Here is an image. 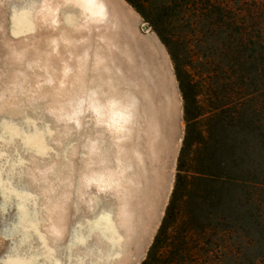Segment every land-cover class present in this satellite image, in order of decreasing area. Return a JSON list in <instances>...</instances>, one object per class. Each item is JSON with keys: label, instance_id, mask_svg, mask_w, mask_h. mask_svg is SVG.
<instances>
[{"label": "rangeland", "instance_id": "1", "mask_svg": "<svg viewBox=\"0 0 264 264\" xmlns=\"http://www.w3.org/2000/svg\"><path fill=\"white\" fill-rule=\"evenodd\" d=\"M55 1L58 4L51 1L55 9L51 4L50 11L39 8L31 23L27 17H17L13 0H0V261H146L171 200L187 132L176 66L196 85L203 108L198 130L211 135L215 159L228 164V174L223 175L240 179L241 184L188 180L151 264H264V30L258 31L264 29V0H245L250 30L241 31L242 36L236 31H181L178 27L185 22L180 24L181 18L168 11L172 0H130L140 10L128 0H109V20L99 22V27L97 22L87 23V31L84 25L61 23L64 6ZM238 41L245 46L241 54L245 66L235 75L230 54L223 58L215 52L225 46L236 49ZM83 83L87 86H80ZM111 88L124 95L113 94ZM92 94L97 99L103 94L102 104L108 102L94 104L104 114L101 119L90 109ZM218 99L237 120L228 117L220 125L207 121ZM109 107L122 109L117 111L126 115H121L122 124L109 118L113 117ZM101 182L105 192L117 197L122 212L117 254L111 253L114 248L103 237L106 216L98 205L105 200L93 194ZM109 251L115 257L108 256Z\"/></svg>", "mask_w": 264, "mask_h": 264}, {"label": "trees", "instance_id": "2", "mask_svg": "<svg viewBox=\"0 0 264 264\" xmlns=\"http://www.w3.org/2000/svg\"><path fill=\"white\" fill-rule=\"evenodd\" d=\"M128 1L130 2V0ZM130 3L135 6L136 9H139V7L133 2ZM254 5L257 6V3L255 2ZM168 11L173 12L174 16L177 18H181L179 19L180 24L183 21L185 22V24L178 27L181 31L189 29L190 31H230L232 33L236 31L237 33H241V31L250 30V28H247L244 15L246 11L245 0H172ZM186 18L188 19L187 21H185ZM189 18H192V21ZM252 28H254L253 31L258 28L255 22L254 27ZM262 30H264L263 27H259L258 31ZM213 35L217 36L215 33ZM242 35L243 33H241V36ZM233 36L234 35H231V37ZM231 42L232 41H229V44ZM224 44L225 43H223V46ZM236 45V49L235 47L225 48V46L224 49L223 47H219L218 52L216 51L218 48H215V53L218 57L223 56V58H228V54H230V67L235 75H238L242 73L243 67L245 66V64L242 63L243 60L241 55L242 52L245 51V46L243 41H238ZM262 56L264 59V53ZM177 71L182 84L185 102V116L186 121L188 122L186 129L187 132L184 137L183 146L178 159L176 183L170 203L166 210V215L155 237L154 243L148 252V257L142 264H151V262L155 260L154 258L158 253L159 244H163L164 238L167 236V224L169 218L173 215L177 197L182 190L186 188V182H188V180L190 182L200 181L215 184H241L240 179L238 180L232 176L223 175L224 172L228 174V164L221 162L220 159H215V154L213 155L214 146H211L213 143L211 135L205 136L203 132L198 130L199 124L197 122L199 118L202 117L200 114L203 108L197 101L198 95L196 85H192L190 83V76L183 68L178 67ZM220 104L221 103L218 99V103L216 105L217 108H215L214 113L207 120L209 123L214 122L216 125H220V123L225 122L228 117H232V111L226 110L224 106L222 107ZM241 114L242 113L240 112L239 115ZM232 118L237 120L234 117ZM239 119H241V116H239L238 120ZM219 145V143L216 144V146ZM217 151L221 154V148H218ZM212 164L215 166L214 168ZM210 168L212 170L217 169V175H209L208 172L210 171L208 170H210ZM189 174L192 176L188 177Z\"/></svg>", "mask_w": 264, "mask_h": 264}, {"label": "bare ground", "instance_id": "3", "mask_svg": "<svg viewBox=\"0 0 264 264\" xmlns=\"http://www.w3.org/2000/svg\"><path fill=\"white\" fill-rule=\"evenodd\" d=\"M51 1H53V0H13V4L16 6V9H17V11H18V16L17 17H19V18H25V17H27L28 19H29V22H31L32 23V21L34 20L33 19V16H34V14H35V12L39 9V8H42L43 9V11L44 12H47V11H50V6H49V4H51V5H53V2H51ZM51 2V3H50ZM54 2L56 3V1L54 0ZM60 2H62V4H63V11L61 12L60 10L62 9H60L59 11L62 13V15H63V19H61L62 17H61V15H59L60 16V19L59 20H63L61 23H63L64 22V20H65V23L67 24V26L69 27L70 25L71 26H75L76 28H80V27H82L83 25H84V27H85V24H87V23H90V22H97L96 24H98L99 22H102V21H104V20H106L107 19V21L109 20V18H107V17H109V15L110 14H108V8H107V6H108V2H109V0H60ZM12 4V5H13ZM56 4H58V1H57V3ZM56 4H54L55 5V7H57L56 6ZM54 5H53V7H54ZM59 6V5H58ZM14 7V6H13ZM53 7H51V8H53ZM55 7H54V9H55ZM61 7V6H60ZM109 7V6H108ZM15 9V8H14ZM111 9V8H110ZM13 10V9H12ZM59 12V13H60ZM51 13H53V12H51ZM60 13V14H61ZM44 14V13H43ZM46 14V13H45ZM57 15V14H56ZM58 16V17H59ZM111 16V15H110ZM114 17V16H113ZM52 19H53V17H51ZM16 19H18V18H16ZM22 19V20H23ZM55 20V19H54ZM53 20V21H54ZM14 21V20H13ZM20 21H21V19H20ZM113 21V20H112ZM22 22V21H21ZM26 22H27V20H26ZM29 22H27V24H30ZM105 22V21H104ZM120 22V21H119ZM18 24V23H17ZM59 24H60V22H59ZM58 24V25H59ZM66 24H65V26H66ZM92 24V23H91ZM91 24H88L89 26L91 25ZM96 24H94V25H96ZM102 24V23H101ZM101 24H98V27H99V25L101 26ZM107 24V23H106ZM58 25H55V26H58ZM87 25V26H88ZM109 25V24H108ZM113 25V24H112ZM117 25V24H116ZM73 26V27H74ZM104 26V25H103ZM61 27V26H60ZM72 27V28H73ZM91 27V26H90ZM94 27V26H93ZM59 28V27H58ZM64 28V27H63ZM66 28V27H65ZM76 28L74 29L75 30V32H78V31H76ZM92 28V27H91ZM102 28V27H101ZM106 28H107V26H106ZM55 29V28H54ZM60 29V28H59ZM72 29V30H73ZM88 29V28H87ZM86 29V27H85V30H87ZM93 29H95V28H93ZM93 29H91V31H94ZM100 29V28H99ZM98 29V30H99ZM105 29V28H104ZM110 29V28H109ZM63 30V29H62ZM61 30V31H62ZM68 30V29H67ZM69 30H71V28H69ZM71 30V31H72ZM84 30V31H85ZM97 30V29H96ZM113 30V29H112ZM115 30H116V28H115ZM55 31H57V30H55ZM80 31V30H79ZM88 31V30H87ZM107 31V30H106ZM69 32V31H68ZM73 32V31H72ZM114 33V32H113ZM71 34H73V33H71ZM98 34V33H97ZM67 35V34H66ZM69 37V36H68ZM75 39V38H74ZM112 40H113V37H112ZM69 41V40H68ZM70 42V41H69ZM74 42V41H73ZM77 42V41H76ZM68 43V42H67ZM115 43V42H114ZM69 44H71V43H69ZM74 44V43H73ZM82 44V43H81ZM71 46H72V44H71ZM65 47H66V45H65ZM77 47H80V46H77ZM75 48V47H74ZM81 48V47H80ZM82 51V50H81ZM104 52V51H103ZM106 52V51H105ZM104 52V53H105ZM90 53V52H89ZM74 54V53H73ZM75 55V54H74ZM100 55H102V54H100ZM104 55V54H103ZM102 55V56H103ZM106 55V54H105ZM108 55V57H109V53L107 54ZM106 55V56H107ZM69 56V55H68ZM73 56V55H72ZM76 56V55H75ZM78 56H80V55H78ZM112 56V55H111ZM91 56H89V58H90ZM104 57V56H103ZM126 57H127V55H126ZM72 58V57H71ZM73 58H74V56H73ZM73 58H72V60H73ZM92 58V57H91ZM106 58V57H105ZM81 59H83V58H81ZM109 59V58H108ZM71 60V61H72ZM90 60H92V59H90ZM99 60V59H98ZM112 60V57H110V59L108 60V62L109 61H111ZM76 61H77V58H76ZM82 61V60H81ZM81 61H80V63H81ZM84 61V60H83ZM114 62H115V60H114ZM114 62L112 63V61H111V63L112 64H110L109 63V65H113L114 64ZM131 62V61H130ZM74 63H75V61H74ZM85 63V62H84ZM87 63H91V62H87ZM102 63H104L103 62V60H102V62L100 63V65L102 64ZM117 63H119V62H117ZM116 63V64H117ZM76 64H77V62H76ZM98 64V63H97ZM115 64V65H116ZM100 65H99V67H100ZM118 66L120 65V64H117ZM91 66V65H90ZM102 66V65H101ZM75 67H77V66H75ZM83 67H84V64H83ZM113 67V66H112ZM91 68V67H90ZM101 68V67H100ZM100 68H98V69H100ZM114 68H116V66H114ZM86 69V68H85ZM84 69V70H85ZM122 69V68H121ZM87 70V69H86ZM113 70H116V69H113ZM120 70V69H119ZM119 70H116L117 72L119 71ZM127 70V69H126ZM90 71V70H89ZM115 71V73H117ZM86 72L87 71H85V73H84V71H83V73L84 74H86ZM120 72H121V70H120ZM119 72V73H120ZM124 71L122 70V73H123ZM82 73V74H83ZM88 73H90V72H88ZM110 73H112V75H113V72H109V74ZM122 73H120L119 74V77H121L122 76ZM131 73V72H130ZM83 74V75H84ZM95 74H97V73H95ZM136 74V73H135ZM90 75V74H89ZM98 75V74H97ZM101 75V74H100ZM102 75H104V74H102ZM118 75V74H117ZM105 76V75H104ZM104 76H102V77H104ZM108 76V75H107ZM106 76V77H107ZM82 77V76H81ZM80 77V78H81ZM98 77H99V75H98ZM105 77V78H106ZM118 77V76H117ZM118 77V78H119ZM83 78V77H82ZM85 78H87V74H86V77ZM113 78H114V76H113ZM116 78V77H115ZM130 78V77H129ZM90 79V78H89ZM92 79V78H91ZM97 79V78H96ZM117 79V78H116ZM116 79H114V80H116ZM98 80V79H97ZM99 80H100V78H99ZM105 79H103V81H104ZM118 80H122V77H121V79H118ZM86 81H89L88 79H86ZM85 81V82H86ZM92 81H94V80H92ZM106 81V80H105ZM123 81H124V79H123ZM123 81L121 82V84L123 83ZM137 81V80H136ZM82 82H84V81H82ZM99 82V86L100 85H102L103 83H101L100 81H97V83ZM125 82V81H124ZM127 82V81H126ZM125 82V83H126ZM133 82V81H132ZM81 83V82H80ZM89 83H90V81H89ZM92 83V82H91ZM101 83V84H100ZM108 83V82H107ZM115 83H117V82H115ZM115 83H113V84H115ZM120 82L118 81V84H119ZM124 83V84H125ZM129 83V82H128ZM140 83V82H139ZM87 84H88V82H87ZM87 84L86 83H83V85L81 84L80 86H87ZM127 84V83H126ZM125 84V85H126ZM131 84V83H130ZM94 85V84H93ZM96 85V84H95ZM98 85V84H97ZM104 85H105V83H104ZM103 85V86H104ZM108 85H110L109 83H108ZM107 85V86H108ZM120 85V84H119ZM137 85H138V83H137ZM140 85V84H139ZM106 86V85H105ZM104 86V88H103V90H105V87ZM115 86V88L114 89H116V91H117V88H116V85H114ZM118 86V85H117ZM83 87V89H87V88H84ZM89 88H88V90L90 91V87L91 86H88ZM79 88H81V87H79ZM94 88V87H93ZM101 88H102V86H101ZM101 88H97V92L99 91L98 89H101ZM113 88V87H112ZM112 88H111V90L110 91H112ZM82 89V88H81ZM109 89V88H108ZM87 90V91H88ZM119 90V89H118ZM79 91L81 92V90L79 89ZM84 91V90H83ZM86 91V92H87ZM96 91H94V93H97ZM108 91V90H107ZM114 91V90H113ZM112 91V92H113ZM116 91H114L113 92V94L115 93H118V92H116ZM127 91V90H126ZM91 92V91H90ZM90 92H88L87 93V95L90 93ZM99 92H101V90L99 91ZM103 92V91H102ZM111 92V93H112ZM120 92H123V91H121L120 90ZM110 93V92H109ZM108 93V94H109ZM128 93V92H127ZM127 93H126V96H127ZM100 94V93H99ZM103 94H105V93H103ZM102 94V95H103ZM119 94V93H118ZM121 94H123L124 95V92L123 93H121ZM121 94H119V95H121ZM81 95V94H80ZM89 95H91V94H89ZM93 96H90V97H92V99H94V101H93V103H91V104H93V106H94V104L95 103H97V105H100V104H102V102H101V96L102 95H99V99H97L96 97V95L95 94H92ZM97 95H98V93H97ZM106 95V94H105ZM104 95V96H105ZM118 95V96H119ZM122 95V96H123ZM130 95V98H132V95L131 94H129ZM128 95V96H129ZM77 96V95H76ZM82 96V95H81ZM84 96V95H83ZM103 96V97H104ZM117 95H116V97L117 98H115V96L113 97V95H112V97L113 98H115V100H117L118 98H122V97H118ZM125 96V97H126ZM134 96H135V94H134ZM80 97V96H79ZM85 97V96H84ZM88 97L89 96H87V98H85L87 101H88ZM106 97V99L109 97V95H108V97H107V95L105 96ZM105 97H104V99H105ZM112 97L110 98V99H112ZM124 97V96H123ZM137 98V97H136ZM79 100H83L82 98L81 99H79ZM78 100V101H79ZM100 100V101H99ZM108 101H109V99H107ZM120 100V99H119ZM118 100V101H119ZM126 100V99H125ZM128 100V99H127ZM130 101L131 100H133L134 101V99H129ZM86 101V104H88V102ZM90 101V100H89ZM123 101H124V99H123ZM135 101H136V99H135ZM76 102H77V100H76ZM84 102V101H83ZM91 102V101H90ZM99 102H101L100 104H99ZM105 102V101H104ZM103 102V104H107L108 102L106 101L105 103ZM127 102V101H126ZM82 103V102H81ZM80 102H79V104H81ZM119 103V102H118ZM123 104H124V102H122ZM73 104V103H72ZM90 104V103H89ZM88 104V105H89ZM102 104V105H103ZM110 104V103H109ZM122 104V105H123ZM130 104H131V102H130ZM74 105V104H73ZM82 105H83V103H82ZM111 105H112V103H111ZM116 105H117V103H116ZM132 105H135V104H133L132 103ZM132 105H130L129 107L131 108V106ZM77 106V105H76ZM90 106V105H89ZM105 106H107V105H105ZM104 106V107H105ZM125 105H123V108L125 109V110H127L125 107H128V105L127 106H125ZM102 107V106H101ZM118 107V106H117ZM120 107V106H119ZM134 107V106H133ZM103 108V107H102ZM106 108V107H105ZM112 109V107H109L108 109ZM87 109V108H86ZM90 109L91 110H93L94 111V113H96L95 114V116L96 115H98L100 118H98V119H101L102 117H103V113H101V110H98L95 106L94 107H92V105H91V107H90ZM120 108H118V110L117 109H112V113L111 114H108L109 116L110 115H112V116H114V114L115 113H117V111H122V109H120ZM132 109V108H131ZM131 109L130 110H127V111H131ZM136 109V108H135ZM144 109V108H143ZM73 110V109H72ZM106 110V109H105ZM125 110H124V112H125ZM92 111V112H93ZM108 111V110H107ZM121 111H120V113H121ZM144 111V110H143ZM110 112H111V110H110ZM109 113V112H108ZM119 113V112H118ZM119 113V114H120ZM132 113V112H131ZM131 113H129L128 112V114H131ZM86 114V113H85ZM122 114H124L125 115V113H122ZM121 114V115H122ZM132 115V114H131ZM107 116V115H106ZM108 116V117H109ZM126 116V115H125ZM141 116V115H140ZM107 117V120L110 118V119H113V117H109L108 118ZM123 117V116H122ZM141 118V117H140ZM109 119V120H110ZM126 119V118H125ZM122 119H120L119 121H117V122H119V124H122L124 121H121ZM124 120V119H123ZM135 120V119H134ZM77 121V120H76ZM99 121V120H98ZM145 121H146V119H145ZM112 122H113V120H112ZM117 122L115 123V122H113V123H115V124H117ZM142 122V121H141ZM108 123H109V121H108ZM107 123V124H108ZM76 124V123H75ZM102 124V123H101ZM110 125V124H109ZM138 126V125H137ZM143 127V126H142ZM107 128V127H106ZM113 128V127H112ZM116 131H118V130H116ZM111 132V131H110ZM125 132V131H124ZM129 133V132H128ZM111 134V133H110ZM130 135V134H129ZM128 135V136H129ZM112 136V135H111ZM114 136V135H113ZM116 136V135H115ZM114 136V137H115ZM130 137H131V135H130ZM117 138V137H116ZM129 138V137H128ZM110 139H111V137H110ZM125 139V138H124ZM109 141H111V140H109ZM117 141V140H116ZM115 144H116V142L115 141H113ZM118 142V141H117ZM110 144H112V142L110 143ZM114 144V145H115ZM117 145H119V144H117ZM113 147H115V146H113ZM119 147V149H120V145L118 146ZM123 147H122V142H121V149H122ZM115 149H117V147L115 148ZM120 149V150H121ZM134 151H135V149H133ZM116 151V150H115ZM130 151V150H129ZM134 151H133V153H134ZM117 152V151H116ZM121 152V151H120ZM124 152V151H123ZM133 155V154H132ZM135 155V154H134ZM133 155V156H134ZM142 158V157H141ZM139 159V158H138ZM141 162V161H140ZM102 173V172H101ZM126 174V173H125ZM124 175V174H123ZM118 176V175H117ZM119 177H122V175L121 176H119ZM112 178V177H111ZM109 179V178H108ZM121 179V178H120ZM95 181H97V180H95ZM99 181V180H98ZM111 182H112V180H110ZM108 182V181H107ZM115 184V183H114ZM118 184V183H117ZM117 184H115L116 186H117ZM130 184V183H129ZM106 186V185H105ZM113 187V186H112ZM118 187V186H117ZM117 187H115V188H117ZM104 183H99V184H97L96 186H95V188H94V193L93 194H95V192H97V194H98V198L102 201L103 199L105 200V203L103 204V205H98V206H100L99 208H101V211H100V209H99V211H100V214H102V216L103 215H105L106 216V219H105V221H104V225L106 226V232H104L105 233V235L103 236L104 238H107V240L109 241V243L113 246V248L114 249H112L111 250V253H112V251H114L115 252V254H117L118 253V249H120V246H121V242H122V240H120V236H121V231H120V226H119V224L120 223H122L123 222V218H122V212H120V210H119V206L117 205V202H118V199H117V197H115V196H113V195H110V194H108L107 192H105L104 191ZM32 190V189H31ZM126 190V189H125ZM116 191V190H115ZM93 192V191H92ZM115 195H116V193H114ZM121 194V193H120ZM118 196H119V194H118ZM121 196V195H120ZM123 196V195H122ZM99 199H97V200H99ZM117 199V200H116ZM99 203V202H98ZM97 203V204H98ZM99 214V213H98ZM93 215V214H92ZM94 215H95V213H94ZM97 215V214H96ZM101 217V216H100ZM91 218V217H90ZM93 218H94V216H93ZM102 219V218H101ZM47 220V219H46ZM45 220V221H46ZM50 220V219H49ZM96 220H97V218H96ZM100 220V219H99ZM104 220V219H103ZM96 223H98V222H96ZM81 226V225H80ZM79 226V227H80ZM94 226H95V224H94ZM97 226V225H96ZM95 226V227H96ZM93 227V226H92ZM97 229H98V227H97ZM102 229H104V228H102ZM98 231H100V230H98ZM57 236V235H56ZM87 236V235H86ZM125 236V235H124ZM104 241H106V239L104 240ZM50 244V243H49ZM110 244H107L108 245V247H110ZM54 247H55V245H54ZM100 247V246H99ZM59 248V247H58ZM106 248V247H105ZM110 249V248H109ZM108 249V250H109ZM47 252V251H46ZM45 252V253H46ZM49 252V251H48ZM47 252V253H48ZM114 252H113V254H114ZM44 253V254H45ZM76 253V252H75ZM110 253V251H109V255L108 256H110V255H112ZM120 253V252H119ZM51 256L52 255H55V254H51V253H49ZM77 254V253H76ZM48 255V254H47ZM46 255V256H47ZM120 255V254H119ZM118 255V256H119ZM56 256H58L57 257V259H59V255H56ZM75 256V255H74ZM112 256H114L115 257V255H112ZM118 256H116V257H118ZM82 257V256H81ZM111 257V256H110ZM55 258V257H54ZM75 258H76V256H75ZM119 258V257H118ZM84 259V258H83ZM60 260V259H59ZM80 260H82L81 258H80ZM115 261H116V259H114ZM55 261H57V260H55ZM59 263L61 264V262L59 261ZM80 263L81 264H85L86 262L84 261H80ZM96 263H98L99 264V261H96ZM100 263H102V262H100ZM56 264H57V262H56ZM95 264V263H94ZM102 264H105L104 263V260H103V263Z\"/></svg>", "mask_w": 264, "mask_h": 264}, {"label": "flooded vegetation", "instance_id": "4", "mask_svg": "<svg viewBox=\"0 0 264 264\" xmlns=\"http://www.w3.org/2000/svg\"><path fill=\"white\" fill-rule=\"evenodd\" d=\"M134 35H135V38L137 37V34L135 33V31H133ZM149 34V32H148ZM160 37L162 38L163 42L167 45L165 39L163 38V36L160 35ZM173 57V56H172ZM174 58V57H173ZM175 63V59L173 61ZM176 64V63H175ZM175 74H176V78H177V81H178V84H179V88H180V91H181V94H182V97H183V90H182V84H181V81H180V77H179V73L177 71V68L175 66ZM183 101H184V97H183ZM180 156V155H179ZM179 159V158H178Z\"/></svg>", "mask_w": 264, "mask_h": 264}, {"label": "snow or ice", "instance_id": "5", "mask_svg": "<svg viewBox=\"0 0 264 264\" xmlns=\"http://www.w3.org/2000/svg\"><path fill=\"white\" fill-rule=\"evenodd\" d=\"M88 122H90V121H88ZM14 247H15V245L13 244L12 248H14ZM0 264H26V262L21 261L18 258H10L6 261H0Z\"/></svg>", "mask_w": 264, "mask_h": 264}, {"label": "clouds", "instance_id": "6", "mask_svg": "<svg viewBox=\"0 0 264 264\" xmlns=\"http://www.w3.org/2000/svg\"><path fill=\"white\" fill-rule=\"evenodd\" d=\"M120 119H122V116L119 113H115L114 116H113L114 122H116V121H118Z\"/></svg>", "mask_w": 264, "mask_h": 264}]
</instances>
